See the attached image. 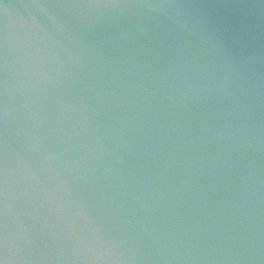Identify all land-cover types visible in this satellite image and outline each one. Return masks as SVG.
Listing matches in <instances>:
<instances>
[{
  "label": "water",
  "instance_id": "95a60500",
  "mask_svg": "<svg viewBox=\"0 0 264 264\" xmlns=\"http://www.w3.org/2000/svg\"><path fill=\"white\" fill-rule=\"evenodd\" d=\"M2 264H264V0H0Z\"/></svg>",
  "mask_w": 264,
  "mask_h": 264
},
{
  "label": "snow or ice",
  "instance_id": "6c2138e0",
  "mask_svg": "<svg viewBox=\"0 0 264 264\" xmlns=\"http://www.w3.org/2000/svg\"><path fill=\"white\" fill-rule=\"evenodd\" d=\"M0 264H2V262H0Z\"/></svg>",
  "mask_w": 264,
  "mask_h": 264
}]
</instances>
